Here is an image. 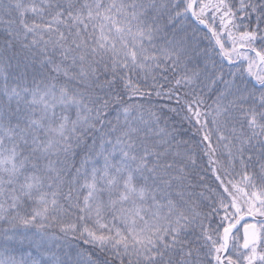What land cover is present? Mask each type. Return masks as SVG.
<instances>
[{
  "label": "snow or ice",
  "instance_id": "obj_1",
  "mask_svg": "<svg viewBox=\"0 0 264 264\" xmlns=\"http://www.w3.org/2000/svg\"><path fill=\"white\" fill-rule=\"evenodd\" d=\"M0 27V264H264V0H0Z\"/></svg>",
  "mask_w": 264,
  "mask_h": 264
},
{
  "label": "trees",
  "instance_id": "obj_2",
  "mask_svg": "<svg viewBox=\"0 0 264 264\" xmlns=\"http://www.w3.org/2000/svg\"><path fill=\"white\" fill-rule=\"evenodd\" d=\"M4 31H3V28L2 27H0V40H2L3 38H4ZM161 103H162V101H161Z\"/></svg>",
  "mask_w": 264,
  "mask_h": 264
}]
</instances>
